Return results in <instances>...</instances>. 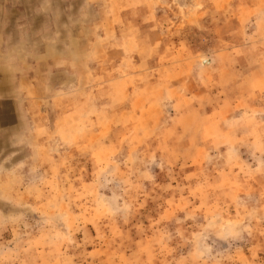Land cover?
Masks as SVG:
<instances>
[{"label":"rangeland","instance_id":"374dc122","mask_svg":"<svg viewBox=\"0 0 264 264\" xmlns=\"http://www.w3.org/2000/svg\"><path fill=\"white\" fill-rule=\"evenodd\" d=\"M0 264H264V0H0Z\"/></svg>","mask_w":264,"mask_h":264}]
</instances>
